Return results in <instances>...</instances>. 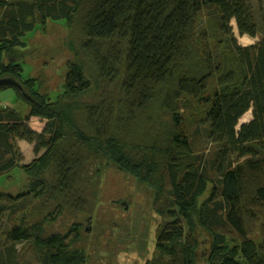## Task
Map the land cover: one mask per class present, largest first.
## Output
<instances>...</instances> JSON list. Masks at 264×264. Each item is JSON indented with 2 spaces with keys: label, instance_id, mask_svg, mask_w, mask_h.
I'll return each instance as SVG.
<instances>
[{
  "label": "trees",
  "instance_id": "trees-1",
  "mask_svg": "<svg viewBox=\"0 0 264 264\" xmlns=\"http://www.w3.org/2000/svg\"><path fill=\"white\" fill-rule=\"evenodd\" d=\"M232 20L258 43L241 46ZM50 24L70 54L55 100L42 70L24 77ZM0 78L29 97L15 88L25 115L0 109V177L20 169L27 188L0 195V264H87L78 244L110 167L153 193L162 223L145 264H264L263 0H0Z\"/></svg>",
  "mask_w": 264,
  "mask_h": 264
},
{
  "label": "rangeland",
  "instance_id": "rangeland-1",
  "mask_svg": "<svg viewBox=\"0 0 264 264\" xmlns=\"http://www.w3.org/2000/svg\"><path fill=\"white\" fill-rule=\"evenodd\" d=\"M253 7L255 8L254 16L259 18L256 1L253 2ZM231 26L241 46L258 43L259 37L240 36L235 20H232ZM47 29L48 34L46 37L37 35L36 39L29 41L28 52L30 57L24 63V77H36V71L42 70V73L46 76L47 84H51V90L46 93L52 100H55L61 92L62 88H58V85L61 82L62 74L66 72V60L70 56L66 46L68 31L52 24ZM35 34L36 32L30 34V40L34 38ZM7 91L15 92V88L0 92V109L13 108L25 115L28 111V105L24 101L3 97ZM251 120L252 111H249L240 119L239 127ZM32 125V128L36 130L41 127L39 122L35 123V121ZM206 128L203 127L204 134ZM196 134L198 135V133ZM200 136L198 149H203L205 154L211 156L212 151H209L215 145L207 137L202 134ZM35 157L32 154L24 157L25 163ZM26 189V177L20 169L0 177V195L11 194L16 196L25 192ZM100 189L99 203L95 212L88 216L90 222L84 221L83 226L86 231L81 233L82 238L78 244V247L86 251L87 264H145L154 252L153 243L156 225L162 223V219L153 209V193L136 183L132 177L124 175L114 167L108 168L104 174L100 182ZM125 224H130L129 230L123 227ZM56 231H64L59 223L50 227L47 234ZM127 232L131 233L130 237H126ZM144 232H147V242L143 240L144 243H148L146 252L141 249L142 243L139 245ZM254 233L261 235L258 225L254 226ZM22 246L23 244L17 245L16 251L19 252ZM201 251L206 254L205 248H202ZM24 258L23 264H36L31 253L24 256Z\"/></svg>",
  "mask_w": 264,
  "mask_h": 264
},
{
  "label": "crops",
  "instance_id": "crops-1",
  "mask_svg": "<svg viewBox=\"0 0 264 264\" xmlns=\"http://www.w3.org/2000/svg\"><path fill=\"white\" fill-rule=\"evenodd\" d=\"M255 20L256 22L258 23V25L260 26V18H257L255 17ZM260 37V36H259ZM257 38V37H256ZM9 89V88H7ZM6 89H4L3 91H5ZM16 92H11V91H7L5 92L4 96L5 98H10L11 100H14V99H17L16 97ZM18 100V99H17ZM33 121H35V123L39 122L40 126L39 128H37L36 131L38 132H41L42 129L44 128V125H45V121H42L38 118H32L29 122L30 126L33 127L32 123ZM18 145H19V148L22 152V154L24 155V157H27L28 155L32 154L34 156V153H33V146L29 143H27L26 141H18ZM26 155V156H25ZM35 158H33L32 160H34ZM32 160L26 162V163H30Z\"/></svg>",
  "mask_w": 264,
  "mask_h": 264
},
{
  "label": "water",
  "instance_id": "water-1",
  "mask_svg": "<svg viewBox=\"0 0 264 264\" xmlns=\"http://www.w3.org/2000/svg\"><path fill=\"white\" fill-rule=\"evenodd\" d=\"M0 88H16L18 90H20L21 93H23V95L29 99V97H27L25 95V92L23 91L21 85L14 79L12 78H0Z\"/></svg>",
  "mask_w": 264,
  "mask_h": 264
}]
</instances>
